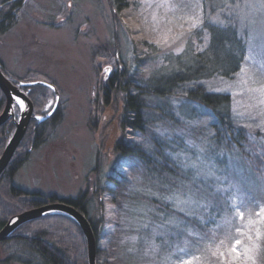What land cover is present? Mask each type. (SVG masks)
<instances>
[{
	"label": "rangeland",
	"instance_id": "1",
	"mask_svg": "<svg viewBox=\"0 0 264 264\" xmlns=\"http://www.w3.org/2000/svg\"><path fill=\"white\" fill-rule=\"evenodd\" d=\"M21 1L15 23L0 37L2 72L12 83L54 85L59 116L16 173L14 185L47 200L55 196L56 202L86 193L90 217L97 219L101 207L106 220L99 247L106 250L116 240L133 258L130 264H182L189 257L192 264H259L264 243V0H125L117 12L111 0ZM238 51L242 59L236 75L211 74L199 85L230 98L228 115L245 134L243 153L234 146L226 150L227 137L220 138L222 143L214 138L210 110L184 102L177 92L146 98L155 107L146 113L148 131L159 139L153 158L160 160L162 147L167 148L176 168L174 184L167 186L169 179L161 184L152 167L117 152L118 142L151 150L149 135L121 128V101L98 91L100 80L117 64L148 86L160 76L196 68L198 54H209L210 65ZM49 91L43 111L54 104ZM14 99L12 123L21 111ZM118 160L132 166L121 170ZM243 164L250 170L240 169ZM117 175L125 180L123 194L129 199L114 203L108 189L114 190L111 180ZM144 196L162 200L194 222L150 209L142 203ZM203 211L208 219L197 217ZM226 232L224 240L217 237ZM237 239L238 257L230 252ZM194 241L210 247L212 258L189 255ZM4 258L0 250V261Z\"/></svg>",
	"mask_w": 264,
	"mask_h": 264
},
{
	"label": "trees",
	"instance_id": "2",
	"mask_svg": "<svg viewBox=\"0 0 264 264\" xmlns=\"http://www.w3.org/2000/svg\"><path fill=\"white\" fill-rule=\"evenodd\" d=\"M126 3L125 0H111L114 12L123 9ZM21 6V0H0V37L15 23L17 12ZM213 31L214 29L211 32ZM208 55L204 53L196 56L198 60L196 68H187L182 73L171 72L165 77L160 76L158 79H153L151 81L152 84L148 86H143L134 77H128L125 71L126 69L120 64H117L115 69L111 70L107 78L103 76L99 82L98 91L106 99L113 97V99L115 98L121 101V128L149 135L151 150L138 146L129 148L124 143L118 142L115 146L117 152L122 156L137 159L142 166L152 167L154 173L160 176L161 184L163 180L168 179L167 186L174 184L175 181L172 180L171 174L176 173V168L173 160L167 155V148L165 147H162L165 154L162 155L160 160L156 161L153 158V156H157V153L155 154L153 149L159 145V139L155 134H150L148 131L149 127L146 113L155 108L146 101L149 95L153 97H172L177 92L184 102L197 103L209 109L214 117V122L210 127L216 133L214 138L222 143L224 142V140L221 141L222 137L223 139L227 137L229 143H222L224 148L231 150L233 146L238 147L243 153V148L240 143L244 141L245 134L242 129L237 128L232 123L228 115L230 111L228 108L230 98L227 95L208 93L206 91L207 88L201 86V84L199 85L202 80H206L211 74L222 78H232L238 71L242 53L241 51L228 53L227 56L219 58L218 60H212L210 65ZM115 60L116 63L120 61L119 56L116 55ZM141 62L146 63V58L144 61L141 60ZM0 68L1 70L3 69L1 62ZM13 83L15 84V82ZM214 88L212 92L218 93ZM21 90L30 99L34 108V115H45L48 113L43 111L47 99L46 93L49 91L48 88L35 85L21 88ZM4 104L5 98L0 91V113L4 108ZM58 116L59 106H57L55 112L47 120L43 122L31 121L11 161L0 174V229L12 217L26 210L39 207L48 202H56L57 198L55 196L47 200L41 194H31L23 191L14 185L13 179L19 169L28 160L33 147L41 145L47 139L46 136L49 134L48 130L53 127V122ZM173 126L175 127V125ZM13 131L14 124L10 119L0 126V156ZM214 138L212 137L213 140ZM246 157L249 162V156L247 155ZM239 167L242 170H245V168H249L250 170L249 165L246 164L240 165ZM109 179L111 180L112 177H109ZM124 181L119 175H117V179L111 180L113 183L112 188L114 189H108L111 202L117 203L129 199V196L127 197V195L123 194ZM194 185L198 187L199 184L196 183ZM183 187L186 186L183 185ZM165 190L168 191V188ZM102 191L103 188L100 189V192ZM91 197H94V195ZM134 199V201L139 202L137 196ZM58 201L71 205L87 219L95 238V264H97V261L98 264H130L133 258L127 255L128 252H125L122 246L119 248L120 245H117L115 238H112V241L115 240V243H109L106 250H102L99 247L100 236L102 235L106 220L103 218L101 207L98 210L99 216L97 219L90 217L88 209L89 199L86 193H82L75 198L60 199ZM142 203H146L150 209H155V211L162 209L167 212V214L165 213L166 215H173L183 223L192 224L194 222L193 219L190 221L184 214L164 205L165 202H162V200H155L144 196L142 197ZM219 211L217 210L216 212L218 213ZM209 215L211 217V214ZM197 217L203 220L209 218L204 211L199 215L197 214ZM137 219L141 220V216H137ZM150 233L147 235V241H149L148 239L151 240ZM228 233L230 232L221 233L217 237L224 240L229 235ZM194 244L189 255H196L198 257H204L205 259L207 257L212 258V256H209L210 247L198 246L197 242ZM261 249L259 264H264V243ZM0 250H3L6 255V258L1 260L0 264H88L86 240L79 225L69 216L58 212L47 213L20 225L7 239L0 242Z\"/></svg>",
	"mask_w": 264,
	"mask_h": 264
},
{
	"label": "water",
	"instance_id": "3",
	"mask_svg": "<svg viewBox=\"0 0 264 264\" xmlns=\"http://www.w3.org/2000/svg\"><path fill=\"white\" fill-rule=\"evenodd\" d=\"M39 80L29 81V82H17L12 83L9 81L0 68V91L3 93L5 98V105L0 114V126L5 123L10 118L11 109H13L15 99L14 97H19L24 99L26 102L25 111L22 109L16 121H14V131L10 138L8 139L4 150L0 156V174L4 171L7 164L9 163L16 147L21 142L27 126L30 120H34L36 122H43L47 120L56 110L59 94L57 92L56 87L53 85V89H49L54 94V104L51 110L45 115H33V108L31 102L28 100L26 94L21 90V88L40 85ZM44 84H49L47 82L42 81ZM19 107V106H18ZM37 116H43V119H36ZM58 212L65 214L72 218L80 227L85 240H86V249H87V262L88 264H95V256H96V247H95V238L93 232L90 228V225L87 219L79 213L75 208L71 205L62 203V202H51L39 207H36L32 210L25 211L17 216L12 217L1 229H0V242L4 241L9 237V235L21 224L28 222L32 219H36L42 215L47 213ZM15 221V223H12Z\"/></svg>",
	"mask_w": 264,
	"mask_h": 264
},
{
	"label": "snow or ice",
	"instance_id": "4",
	"mask_svg": "<svg viewBox=\"0 0 264 264\" xmlns=\"http://www.w3.org/2000/svg\"><path fill=\"white\" fill-rule=\"evenodd\" d=\"M195 26H196V25L194 24L193 27H195ZM207 43H208V37L205 38V46H207ZM202 50H203V49H201V51H202ZM177 51H178V52H179V51H182V49H178ZM35 83H39V84H41V85H42L43 87H45V88L53 89V85H52V84H44L42 81H40V82H35ZM16 104H17L21 109H23V108L26 107V102H25V100H24V99H21V98H19V97H16ZM50 109H51V104L46 105V107H45V112H49ZM36 119L41 120V119H43V116H37ZM117 163H118V166H119V168H120L121 170L124 169V167H125L126 164H127L129 167L132 166V165L128 164L127 161L121 162V161L118 160ZM261 211L264 212V209H261ZM257 216H260V212L257 213ZM241 219H243V214H242V213H241ZM12 223H15V221H13ZM238 231H239V229H238ZM249 238H250V237H249ZM240 244H241V240L237 239V240H235V242H234L233 245H232V248L230 249V252H231V253H235L237 257L240 255L239 250H238V248H237V245H240ZM193 259H194L193 257H189V259L183 261L182 264H192Z\"/></svg>",
	"mask_w": 264,
	"mask_h": 264
},
{
	"label": "bare ground",
	"instance_id": "5",
	"mask_svg": "<svg viewBox=\"0 0 264 264\" xmlns=\"http://www.w3.org/2000/svg\"><path fill=\"white\" fill-rule=\"evenodd\" d=\"M22 111L24 112L25 111V108H23Z\"/></svg>",
	"mask_w": 264,
	"mask_h": 264
}]
</instances>
